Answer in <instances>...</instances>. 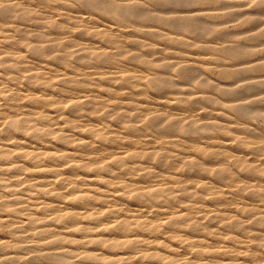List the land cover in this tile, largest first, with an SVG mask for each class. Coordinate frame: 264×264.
<instances>
[{"label": "bare ground", "instance_id": "bare-ground-1", "mask_svg": "<svg viewBox=\"0 0 264 264\" xmlns=\"http://www.w3.org/2000/svg\"><path fill=\"white\" fill-rule=\"evenodd\" d=\"M199 2L0 0L5 264H264L261 59Z\"/></svg>", "mask_w": 264, "mask_h": 264}, {"label": "rangeland", "instance_id": "rangeland-1", "mask_svg": "<svg viewBox=\"0 0 264 264\" xmlns=\"http://www.w3.org/2000/svg\"><path fill=\"white\" fill-rule=\"evenodd\" d=\"M218 1L219 0H200L199 3L202 4L199 5L202 8L209 9L207 19L215 24L216 30L232 36H228L229 38H227L226 41L222 39L214 40L213 44L217 47L214 51L199 50L196 46L191 47L190 50L194 51L196 56L210 58L216 65H236L239 62L223 52H220V48L231 43L239 44L247 49H251V58L261 59L255 69L262 68L263 71L261 72L264 73V26L261 25V23L264 22V5L262 4L264 0H261L262 6L259 5V0H231L232 3L244 1L248 6H238L237 3L235 5L232 4V7L226 9H219L217 5ZM207 77L210 82L215 84L229 83L232 81L231 78L220 71V68H211ZM155 91L157 95H161V93L159 94L158 92L159 90L155 89ZM254 122L259 126L264 125V122L257 117L254 118ZM12 239L8 228H0V244L1 242H7ZM2 257L0 253V264H5Z\"/></svg>", "mask_w": 264, "mask_h": 264}]
</instances>
